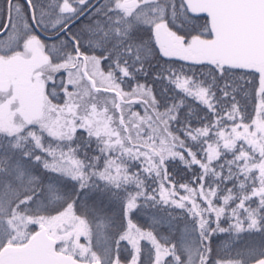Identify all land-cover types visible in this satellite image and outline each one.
<instances>
[{"label":"snow or ice","instance_id":"snow-or-ice-1","mask_svg":"<svg viewBox=\"0 0 264 264\" xmlns=\"http://www.w3.org/2000/svg\"><path fill=\"white\" fill-rule=\"evenodd\" d=\"M0 264H264V0H5Z\"/></svg>","mask_w":264,"mask_h":264},{"label":"flooded vegetation","instance_id":"flooded-vegetation-1","mask_svg":"<svg viewBox=\"0 0 264 264\" xmlns=\"http://www.w3.org/2000/svg\"><path fill=\"white\" fill-rule=\"evenodd\" d=\"M19 3H23V0H18ZM1 7H6L5 0H0ZM2 19V18H0Z\"/></svg>","mask_w":264,"mask_h":264},{"label":"rangeland","instance_id":"rangeland-1","mask_svg":"<svg viewBox=\"0 0 264 264\" xmlns=\"http://www.w3.org/2000/svg\"><path fill=\"white\" fill-rule=\"evenodd\" d=\"M0 8H4V7H1V5H0Z\"/></svg>","mask_w":264,"mask_h":264}]
</instances>
